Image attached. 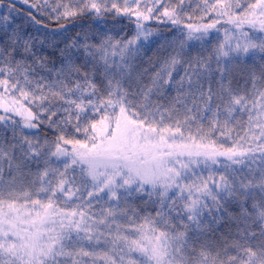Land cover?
I'll return each mask as SVG.
<instances>
[{"label": "snow or ice", "instance_id": "6c2138e0", "mask_svg": "<svg viewBox=\"0 0 264 264\" xmlns=\"http://www.w3.org/2000/svg\"><path fill=\"white\" fill-rule=\"evenodd\" d=\"M0 264H264V0H0Z\"/></svg>", "mask_w": 264, "mask_h": 264}]
</instances>
